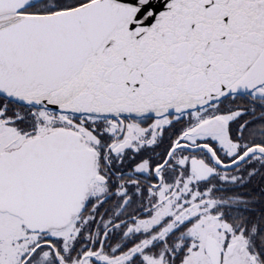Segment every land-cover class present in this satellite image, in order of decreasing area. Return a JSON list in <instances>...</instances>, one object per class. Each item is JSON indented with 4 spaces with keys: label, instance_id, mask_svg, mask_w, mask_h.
I'll return each instance as SVG.
<instances>
[{
    "label": "snow or ice",
    "instance_id": "snow-or-ice-1",
    "mask_svg": "<svg viewBox=\"0 0 264 264\" xmlns=\"http://www.w3.org/2000/svg\"><path fill=\"white\" fill-rule=\"evenodd\" d=\"M0 264H264V0H0Z\"/></svg>",
    "mask_w": 264,
    "mask_h": 264
}]
</instances>
